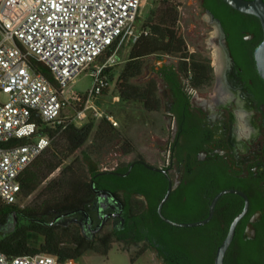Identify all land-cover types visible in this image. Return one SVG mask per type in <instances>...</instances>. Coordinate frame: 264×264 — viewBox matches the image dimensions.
I'll use <instances>...</instances> for the list:
<instances>
[{
  "label": "flooded vegetation",
  "instance_id": "af4514ba",
  "mask_svg": "<svg viewBox=\"0 0 264 264\" xmlns=\"http://www.w3.org/2000/svg\"><path fill=\"white\" fill-rule=\"evenodd\" d=\"M230 6L223 7L222 16L214 13V18L204 7V19L213 32L209 39L213 45L212 83L196 88L182 77L179 92L165 86L161 90L169 135L154 141L155 160L139 153L131 162L143 159L165 168L167 173L155 169L149 175L137 173V190L132 197L139 210L133 216L128 212L123 180L119 177L129 175L136 163L144 164L140 161L125 175L105 172L108 186L101 188H108L121 198L122 210L113 196L100 197L97 193L93 212L79 216L65 214L59 218L61 223L76 221L90 238L111 223L122 235L120 241L142 244L143 252L153 249L160 264L166 263L160 247L171 264H220V247L235 217L245 210L222 264H264V75L258 58L264 41V23L259 15ZM215 20L222 23L228 47L222 43ZM161 68L162 62L149 63L148 78H161ZM122 167L124 160H117L105 170L126 171ZM170 179L173 188L162 212L181 222L206 218L215 196L224 192L206 222L190 225L168 222L173 226L168 230L170 235L142 236L149 223L166 221L159 205ZM20 215L25 217L23 213Z\"/></svg>",
  "mask_w": 264,
  "mask_h": 264
},
{
  "label": "trees",
  "instance_id": "16d2710c",
  "mask_svg": "<svg viewBox=\"0 0 264 264\" xmlns=\"http://www.w3.org/2000/svg\"><path fill=\"white\" fill-rule=\"evenodd\" d=\"M219 2L223 5H219ZM179 4L177 0H160L159 5L145 19L143 28L147 32H143L132 43L129 57L118 75L116 91L122 100L140 102L150 111L162 109L163 96L159 92L158 80L142 79L148 67L145 66V58L153 54H157V64L162 62L159 74L167 88L179 92L182 77L188 78L196 88L212 83L214 72L211 57L201 51L189 49L179 25ZM203 5L220 16L225 11L224 6L231 8L225 0H204ZM165 54L172 59L165 60ZM34 63L49 78H53L46 63ZM115 65L107 69L111 80ZM41 126L40 130L52 134L53 139L20 176L22 196L35 192L37 195L27 205L0 201V249L13 256L45 252L54 254L61 260L73 258L77 261H81L89 250L107 255L113 244L122 239L119 231L114 228L104 229L90 238L82 232L76 221L64 224L59 218L65 214L79 216L94 211L96 188L108 186V174L100 173L105 170L101 167L103 159L114 150H121L122 154L134 152L136 145L133 139L107 118H90L82 124L70 123L65 128L43 122ZM92 135V140L86 144ZM116 146L118 149H115ZM75 152L79 153L67 163ZM130 163L131 160L124 161V167L120 169L127 170ZM59 168V173L53 175ZM154 172L144 164L136 163L129 175L119 177L123 180V197L131 215L139 210L132 197L134 190H137V173L149 175ZM16 215L19 217L17 222ZM172 227L164 220L156 224L149 223L142 236L165 237L171 234L168 230ZM160 254L167 264H171L161 247ZM132 260H135L133 256Z\"/></svg>",
  "mask_w": 264,
  "mask_h": 264
},
{
  "label": "built area",
  "instance_id": "2783aa9c",
  "mask_svg": "<svg viewBox=\"0 0 264 264\" xmlns=\"http://www.w3.org/2000/svg\"><path fill=\"white\" fill-rule=\"evenodd\" d=\"M20 2L0 0V201L9 203L19 201L21 174L53 139L40 130L41 122L65 128L107 118L118 124L96 99L109 87L107 69L118 63L122 47L147 32L137 24L146 0ZM98 59L93 86L86 92L67 91ZM34 61L46 63L53 78ZM0 264L80 263L51 253L13 256L0 249Z\"/></svg>",
  "mask_w": 264,
  "mask_h": 264
},
{
  "label": "rangeland",
  "instance_id": "374dc122",
  "mask_svg": "<svg viewBox=\"0 0 264 264\" xmlns=\"http://www.w3.org/2000/svg\"><path fill=\"white\" fill-rule=\"evenodd\" d=\"M181 12L179 25L184 34L188 47L192 51H201L204 54L213 57V45H210L209 39L211 27L208 26L204 19L205 9L201 4V0H177ZM160 0H146L144 3L140 17L137 20L139 28H143L145 19L150 15L152 9L157 7ZM23 13V10L20 11ZM132 44H127L122 47L119 53L118 64L113 68V79L110 82L109 88L96 99V104L106 111L115 115L118 121L117 126L123 132L131 137L136 145L134 152L122 154L121 150H114L107 154L102 162V169L110 168L115 161H129L135 158L139 153H143L148 159L155 160V155L152 152L156 151L154 141L158 137H167L170 132V124L166 113L165 99L163 97V107L161 110H147L137 101L122 100L116 91L117 79L120 70L124 67ZM165 60H171L172 57L165 54ZM157 54L150 55L145 58V66L155 62ZM101 63L98 59L88 67L83 69L70 84L66 87L67 91L86 92L93 86L94 68ZM146 73V69H145ZM144 73V74H145ZM159 83V92L164 88L162 78H157ZM5 98V96H3ZM99 120V119H98ZM93 135L88 140H92ZM115 149H118L117 146ZM120 149V148H119ZM79 152L72 154L67 163L70 162ZM60 168L53 175L58 174ZM37 195V192L29 196H21L19 203L27 205ZM112 228V224L107 225V229ZM142 244L136 245L131 243L128 245L125 241H117L113 244L107 255L100 254L94 250L87 251L79 261L80 264H160L159 259L153 249H147L143 252ZM132 256L135 260H132Z\"/></svg>",
  "mask_w": 264,
  "mask_h": 264
},
{
  "label": "water",
  "instance_id": "95a60500",
  "mask_svg": "<svg viewBox=\"0 0 264 264\" xmlns=\"http://www.w3.org/2000/svg\"><path fill=\"white\" fill-rule=\"evenodd\" d=\"M225 1L228 2L230 5H232L235 8H238V9L246 11V12H252V13H255V14L259 15L261 17L263 23H264V1L263 0H225ZM207 12L211 16V18L215 17L214 13L210 9H208ZM6 15L7 14L5 12L4 16H6ZM215 23H216V26L218 28L219 33L222 36L223 45L228 47L229 46L228 40H227L226 34L224 32V29L222 27L221 21L220 20H215ZM258 58H259V64H260L262 73L264 75V41L262 42V44H261V46L259 48ZM148 76H149V70H148V67H147L146 73L142 76V79H147ZM138 161L143 162L145 165H147L148 167H150L152 169L160 170V171H163V172L167 173V170L165 168L157 166V165H155L153 163H150V162H148L146 160H143V159H137V160L132 161L130 163L128 169L126 171H124V172L116 171V170H103L100 173H105V172L112 171V172L118 173L120 175H125V174H128L131 171V169L134 166V164L136 162H138ZM172 188H173V182L170 179L169 187H168L164 197L162 198V200L160 202L159 211H160L161 215L163 216V218L167 222H169L171 224H174V225L200 224V223L206 222L207 220L211 219V217L213 216V213H214L215 204H216L218 198L220 197V195L224 192V191H222V192H220L219 194H217L215 196V198L213 200V203H212V206H211L210 214L206 218H204L202 220H199V221H195V222H181V221H177V220L171 219L170 217L166 216L162 212V206H163L164 202L167 200V198L169 197V195H170V193L172 191ZM96 192L98 193V195L100 197L108 196V195L113 196V198L118 202V205L120 206V210H122L124 208L123 201L112 190H110L108 188H99L98 187V188H96ZM244 213H245V210H243L241 213H239L235 217V219L233 221V224H232V227H231V230H230L228 236L226 237L225 241L223 242V244L220 247V255H221V257L219 259L220 264L223 263V261H222L223 255H224V252L227 249L229 243L232 240V237H233V234H234V230H235V226H236L238 220L241 218V216ZM57 218L58 217H56V219ZM161 264H166V263L162 262Z\"/></svg>",
  "mask_w": 264,
  "mask_h": 264
},
{
  "label": "bare ground",
  "instance_id": "6f19581e",
  "mask_svg": "<svg viewBox=\"0 0 264 264\" xmlns=\"http://www.w3.org/2000/svg\"><path fill=\"white\" fill-rule=\"evenodd\" d=\"M13 0H8V4L11 3ZM21 2L20 3H28V2H31V1H34V0H20Z\"/></svg>",
  "mask_w": 264,
  "mask_h": 264
}]
</instances>
